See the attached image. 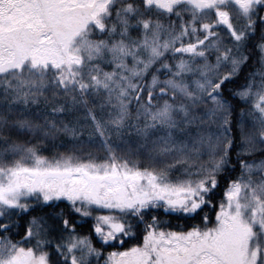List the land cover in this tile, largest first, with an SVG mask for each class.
<instances>
[{"label": "snow or ice", "instance_id": "obj_1", "mask_svg": "<svg viewBox=\"0 0 264 264\" xmlns=\"http://www.w3.org/2000/svg\"><path fill=\"white\" fill-rule=\"evenodd\" d=\"M0 264H264V0H0Z\"/></svg>", "mask_w": 264, "mask_h": 264}, {"label": "trees", "instance_id": "obj_2", "mask_svg": "<svg viewBox=\"0 0 264 264\" xmlns=\"http://www.w3.org/2000/svg\"><path fill=\"white\" fill-rule=\"evenodd\" d=\"M45 155H52V153H44ZM173 223H176V221H173ZM87 229H88V226L87 224L84 225V227L82 229H80V231H83V232H87ZM109 250H113V249H109Z\"/></svg>", "mask_w": 264, "mask_h": 264}]
</instances>
